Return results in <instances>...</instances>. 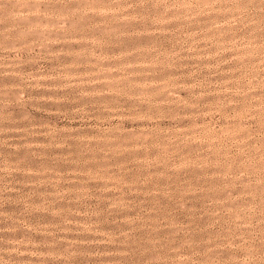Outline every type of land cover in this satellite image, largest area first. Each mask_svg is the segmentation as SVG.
<instances>
[{
    "label": "rangeland",
    "instance_id": "rangeland-1",
    "mask_svg": "<svg viewBox=\"0 0 264 264\" xmlns=\"http://www.w3.org/2000/svg\"><path fill=\"white\" fill-rule=\"evenodd\" d=\"M0 264H264V0H0Z\"/></svg>",
    "mask_w": 264,
    "mask_h": 264
}]
</instances>
